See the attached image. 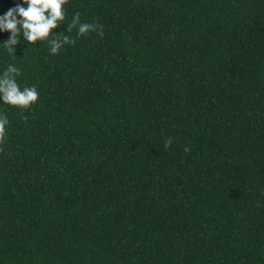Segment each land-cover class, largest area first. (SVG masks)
<instances>
[{"label":"trees","instance_id":"trees-1","mask_svg":"<svg viewBox=\"0 0 264 264\" xmlns=\"http://www.w3.org/2000/svg\"><path fill=\"white\" fill-rule=\"evenodd\" d=\"M63 9L58 54L0 32L39 93L0 103V264H264V0Z\"/></svg>","mask_w":264,"mask_h":264},{"label":"clouds","instance_id":"clouds-1","mask_svg":"<svg viewBox=\"0 0 264 264\" xmlns=\"http://www.w3.org/2000/svg\"><path fill=\"white\" fill-rule=\"evenodd\" d=\"M67 2L68 0H20L15 6L0 14V32H9L8 38L2 42V47L14 55L22 37L27 44H35L38 40L47 41L50 54L55 55L64 44H75V40L69 36L51 32L65 19L63 5ZM74 27L77 28V35L96 30L103 35L102 25L81 23L79 13L73 16L67 30L70 31ZM19 75L20 69L12 64L0 73V103L28 109L37 102L39 93L35 85L21 88L16 80ZM8 123L7 116L0 113V142L4 140ZM171 143L170 137L165 141V147ZM184 150L189 151L187 147Z\"/></svg>","mask_w":264,"mask_h":264}]
</instances>
